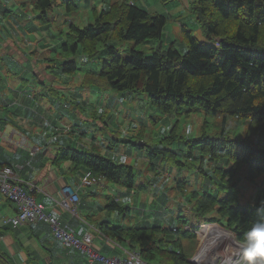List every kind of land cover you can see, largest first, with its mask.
<instances>
[{"label":"trees","instance_id":"obj_1","mask_svg":"<svg viewBox=\"0 0 264 264\" xmlns=\"http://www.w3.org/2000/svg\"><path fill=\"white\" fill-rule=\"evenodd\" d=\"M65 2L69 9L77 8L74 0ZM31 3L34 11L39 13L41 9L36 20L48 23L47 12L54 6L52 0H36V3L33 0ZM191 5V13L198 25L208 37L217 38L216 45L198 41L187 29L184 52L173 44L164 46L165 16L151 14L137 7L132 0H104L100 10L91 7L93 17L90 23L84 27L72 23L68 33L60 37L59 51L66 56V61L55 62L52 68L59 70L58 67H62L64 73L59 70L60 74L74 75L80 68L77 61L70 57L78 56L85 60L87 57L89 61L99 59L102 61L100 71H89V74L98 77V82L92 83L90 88L144 92L150 106L163 115L176 117L186 107V113L197 109L223 118V127H227L230 120L248 123L246 136L241 139L230 136L224 128L219 133L203 134L192 141L200 147L204 156L201 164L207 157L208 162L219 168L212 169L214 177L208 178L217 182V187L213 186L215 191L207 192L206 187H200L203 196L192 192L190 201L201 202L194 209L190 208L197 217L205 219L204 224L218 223L231 230L237 240H242L253 222L264 219V188L254 204L247 205L241 203L243 194L236 187L237 182L231 180L229 187L224 182L227 177L237 174L241 166H247L251 179L264 176V0H193ZM223 21H226V27L221 25ZM228 23L235 26L229 27ZM123 42L135 43L130 58L117 51V45ZM151 42L158 45L151 49L150 54L137 48V45ZM55 92L58 93L57 90ZM27 97L33 98L29 93ZM58 102L67 109L66 101L59 99ZM254 135L263 137L255 140L252 139ZM72 142L79 144L77 139ZM141 142V148H145L144 138ZM106 153L118 159L90 152L87 148L80 150L70 146L57 151L55 162L71 163V171L75 174L79 171H84L82 174L91 172L102 181L93 188L110 182L128 192L133 190L136 179L134 167L121 162L123 158L119 154L114 155L110 146H107ZM189 156V160L196 161L191 152ZM202 173L205 178L208 176L206 171ZM148 186L146 183L147 189ZM83 190L79 191V199ZM125 196L122 192V198ZM109 202L108 208L115 207L119 209V214L125 215L126 208L119 205V200ZM258 209H261L259 214ZM177 221L178 225L170 230L158 226L112 227L109 221H105L98 231L122 247L138 250L146 264H190L191 251L184 248L182 240L188 239L183 238L187 234L194 237L188 232L195 230L181 215ZM159 234L171 235L166 240L169 244L166 250L157 242ZM81 255L88 262L87 257Z\"/></svg>","mask_w":264,"mask_h":264},{"label":"rangeland","instance_id":"obj_2","mask_svg":"<svg viewBox=\"0 0 264 264\" xmlns=\"http://www.w3.org/2000/svg\"><path fill=\"white\" fill-rule=\"evenodd\" d=\"M18 1L28 2L25 10L27 11L26 13L29 20L32 23L35 21L40 24L45 30L50 26L55 34V40L53 43L51 42V31L49 36L47 32H44V38L42 40H40L41 37L37 32H33L31 33L33 41H28L24 37H21V35L14 39V42H16L15 45H17V47H14L18 48L14 51L7 45L6 41L0 45V47H2L0 49V96L7 94L8 89L1 88L2 84L8 82L11 89L23 92L24 97H26L28 93L30 96L37 95L40 100H43L42 105L47 106L55 99L52 90L56 91L61 89L60 99H66L64 101H66L69 108L63 109L68 113V116L74 109L73 105L76 102L81 103L84 107L81 105L77 106V108H79L78 110L81 111V114H79L81 125L76 121L66 125L67 128L72 130L71 133H69V129H65L64 127H62V131L65 132L61 133V131L55 130L54 125H49V129H46L48 126L43 128L42 125L38 124L42 129L40 130L36 127V130L41 131V136L47 139L48 142H51L52 138L54 140L52 143L55 144L62 145L68 142H62V138L54 139V136L50 135V133L58 134L57 136L62 135L66 139H79L80 141L78 143L83 146H95V150L87 148L88 151L101 153L104 156L113 158V154L106 153L107 146H110L111 150L114 151V155L119 154V156L123 158V163L130 164L134 167L136 174L135 187L138 188L140 184L147 183L151 188L149 189L150 192L155 188H158V190H160L159 192H164L165 195L161 197H159L158 193L156 194V205L161 206V203H164V205L168 207L166 215L168 218L172 217L174 223H176L177 217L181 215V218L187 221L188 225L194 227L195 233L188 232L189 234H193L194 237L187 234L183 238L188 239L182 240L184 248L191 251V256L188 259L189 262L191 259H194V264H197L195 258L201 252L204 236L210 231L211 233L216 231H228L232 235V238H234V241L237 242L238 240L231 230L218 223L204 224L205 219L197 217L196 213L190 208V206H192L194 209L199 206L201 202L199 199L198 203L197 200L194 202L190 201L191 194L193 193L203 196L204 193L201 192L199 189L200 187H206L207 192L215 191L217 182H212L208 180V178L214 177L211 172L212 169L217 170L219 168L208 162L207 157L205 158V162L201 164V159L204 156L200 153V147L196 143L192 144V141L198 139L203 134L213 135L219 133L223 131L224 128L228 130L227 133L230 136L233 135V137L241 139L246 136L248 123L230 120L227 127H223V118H217L210 114L208 115L197 109L193 110V113H186V107L183 108L182 114H177L176 117L163 115L158 109L150 106L149 98L144 92L128 93L114 90L107 91L106 89L100 91L99 89L90 88L92 83L98 82V77L89 74V71H100L102 61L99 59L89 61L87 57L85 60L83 57L79 58L78 56H72L70 58L77 61L80 70L74 75H68L66 73V75L60 74L59 70L63 72L62 67H58L59 70L52 68L53 66L55 67V62L62 63L66 61V56L59 51L60 37L68 33L70 24L72 23L81 27L90 23L93 17L92 11L90 10L91 7H97L100 10L104 0H74L77 8L70 7V9L65 0H52L54 6L47 12V17L49 19L48 23L36 20L37 15L41 13V9H39V13L33 10V4L31 3L33 0ZM34 1L36 3V0ZM107 1L114 2L117 0ZM132 1L136 3L137 7L151 14L162 15L167 18V26L164 33L165 37L163 39L164 46L173 44L179 51L184 52L187 47L185 37V30L187 29L200 42L216 45L218 41L217 38L213 36L208 37V34L198 25L195 16L191 13V4L193 0ZM0 4H3V0H0ZM11 4L10 2L9 5L11 6ZM14 11L7 13V15H9V17H14L16 15V11ZM221 25L226 27V21L221 22ZM227 25H229V27L235 26L233 23H228ZM9 36L10 34L8 32H2L0 30V41L2 38L6 39ZM48 39L50 40V44H46L48 47L45 46L41 48L40 45L47 43ZM157 45L158 44L155 42H151L145 45H137V48L150 54L151 49L156 48ZM134 46L135 43L123 42L117 45L116 48L122 56L130 58L131 50ZM8 47L9 50L7 51ZM20 49L27 54L26 64H24L23 58L18 54V52L21 53ZM30 52H32L33 55H30ZM85 54L86 53H84V55ZM12 56L15 60H12ZM38 60L39 62H37ZM32 82L44 85H32ZM46 91H50L51 93L46 95ZM73 91L78 92L82 100L78 101L74 98H70L69 92L73 94ZM30 100L32 99L30 98ZM18 107L23 113H32V110H34L30 102L10 104L9 109L11 110V108L14 109ZM43 108L44 110L41 112L42 116L47 113L44 106ZM65 111L64 113H66ZM62 113V111L54 110L53 116L55 114H60V117L65 121V116ZM31 116L28 119L21 120L24 124L26 123L25 121H27V127L33 120ZM19 117L23 116L19 114ZM24 118L27 117L25 116ZM10 119L14 120L13 116H10ZM38 119H41V117L39 116ZM44 121L46 120L42 119V124H45ZM74 124L75 127H73ZM29 126V133H33V136H35L33 132L35 126ZM3 128L4 130L1 132L2 137H0V146L7 150V152H13L14 145H16L18 149L23 150L20 151L19 154L24 157L23 161H26V150L22 149V139L25 138L23 137L25 136L23 134L24 130L19 128V132L13 134L11 137L13 129L10 126H5ZM84 136H86V138ZM168 136L171 138L166 139ZM259 137L262 138L263 135H254L252 139L257 140ZM142 138H144V142H146L145 148L139 147V144L143 143L141 142ZM94 139L96 142L93 141ZM127 142H130V144ZM29 144L32 146L36 145L33 144L32 141H29ZM79 144L72 142V147H75V145L79 147ZM190 152L195 156L196 161L193 162L189 160ZM27 154H29L28 151ZM29 158L32 160L30 154ZM149 160H152V162ZM246 169L247 166H241L237 174L232 175L230 178L227 177L224 183L229 187V185L232 184L231 180L233 183L237 182L238 185L236 187L242 190L243 194L241 203L252 205L258 197V193L264 188V176L261 175L255 179H251ZM201 170L207 172L208 176L206 178ZM213 186L215 188H213ZM101 189L105 193L98 196L100 204L106 205L109 201L117 199L120 201L119 205L126 208L127 205L122 200V192H128L126 189L116 187L110 182H104ZM109 195H112L111 199H108ZM143 196L148 197L149 194H144ZM160 198L163 199L159 200ZM130 203L135 205H131L132 209L129 213L125 211V216L119 214V209L114 207L109 211L105 210V213L94 211L95 217L100 221L109 217L113 225L133 226L132 220L134 219H132V217L140 214V210L136 207L137 202H134L133 198L130 199ZM162 215L165 216V214ZM118 218L120 219L118 220ZM163 224L167 227L173 226L168 221ZM139 225L143 224H135L134 226ZM182 226L183 225L180 227ZM201 233H203L202 236ZM159 236L160 240H157V242H159V245L164 246L165 249L168 243L166 240H168L171 235H168V237L165 236V234H159ZM111 246L114 247L112 244ZM232 250V257H228L227 260L219 259L216 264H241L239 259L240 249L235 246ZM235 250L237 252H235Z\"/></svg>","mask_w":264,"mask_h":264},{"label":"crops","instance_id":"obj_3","mask_svg":"<svg viewBox=\"0 0 264 264\" xmlns=\"http://www.w3.org/2000/svg\"><path fill=\"white\" fill-rule=\"evenodd\" d=\"M10 2L12 3L11 6L9 5ZM26 5H28V2H19L18 0H3V4H0V24H2L0 25V30L2 32L6 31L10 34V36L6 39L2 38L0 45L6 41L7 45L12 48V51L18 49L14 47H17V45H15L16 42H14V39L18 38L19 35L28 41H33L31 38V33L37 32L41 37L40 40H42L44 38L43 33L47 32V35L49 36L51 31V42L53 43L55 40V34L51 30L50 26L47 30H45V28L41 27L40 24L36 23L35 21L32 23L29 20L26 13L27 11L25 10ZM14 10L16 11V15L14 17H9L7 13ZM46 44H50L49 39L47 40V43L41 44L40 47L42 48ZM9 47L7 48V51L9 50ZM1 48L2 47H0V49ZM20 52L21 53L18 52V54L21 58H23L24 64H26L27 54L21 49ZM30 55H33L32 52H30ZM12 60H15L14 57ZM37 62H39V60ZM35 84H40L41 86L44 85L41 83L32 82V85ZM5 88L8 89L7 94L0 96V137H2L1 132H3V127L5 126H10L13 129L11 137L13 134L19 132V128H22L24 130L23 134L25 135L23 137L26 138L27 145L32 146L29 144V141H32L33 144H36L34 145L35 147H40L42 150L38 152L36 156L32 158V160H30L27 150L22 148L26 150V152H24L27 155V160L23 161L24 157L20 156L19 154L20 151L23 150L18 149L16 145H14V150L12 149L13 152H7V150L0 146V166L10 164L12 166L19 167L18 171L21 180L30 182L36 187V190L33 193L36 201L45 207L47 213H52L53 215L59 217L65 224L71 226L74 229L77 237L82 238L86 234L91 235L96 245L101 249L103 255L108 257H122L123 250L116 249L111 245L104 246V238H101L97 232L99 230L98 228H100V225L103 222H112L109 217H106L104 220L100 221L95 217L94 214V211L98 213H105L106 211L111 210V208H108L110 202L106 205H102L98 201V196L105 193L102 191L101 187L88 188L81 192L80 200L77 205V217H73V215L67 209L63 208L59 204L66 199L62 193V190H65L69 187L77 188L80 184L81 177L83 175L82 173L84 172L79 171L77 174H75V172L71 171L73 168L71 163L66 162L63 164H57L55 162L57 151L60 148H67L70 146L72 147V141H74V139H66L62 135L57 136L58 134L50 133V135L54 136V139L62 138V142L68 141L67 143L59 145L52 143V141H54L53 138L51 142H48L47 139L41 136L42 132L36 130V127L40 130L42 129L40 128L41 126L38 125L40 124L43 126V128L48 126L46 129H49V125H54V127L58 129V131H61V133L65 132L62 131V127L66 128V125L73 121L81 122L79 121V114H81V111L78 110L79 108H77V106L83 105L79 102H76L73 105V111L68 116V113L58 102L60 99L61 89L57 90L58 93L52 90L55 95V99L47 106L42 105L43 100H40L37 95H33V98H31L32 100L28 99V97L25 98L23 92L17 91L16 89H11L8 82L2 84L1 89ZM73 92V94L69 92L70 98H74L78 101L82 100L80 99L81 97L78 92ZM50 93V91H46L47 95ZM23 102L31 103V106L34 108L32 113H23L19 107L14 109L11 108V110L9 109L10 104H21ZM43 106L47 112L44 116L41 115V112L44 110ZM54 110L62 111V114L65 116V121H63L62 117H60V114H55L53 116ZM64 111L66 113H64ZM19 114H21L23 117H19ZM10 116H13L15 122L13 119H10ZM25 116L27 118H24ZM30 116L33 118V120L29 125L35 126L33 130L35 136H33V133H29L30 126L28 125L27 127V121H25V124L23 121H21L23 119H28ZM39 116L41 119H38ZM42 119L46 120L44 121L45 124H42ZM84 137L86 138V136ZM77 140L80 141L79 139ZM93 141L96 142L95 139ZM74 148H78L80 150H85V148L95 150V146L86 147L82 144H80L79 147ZM113 158L116 160L118 159L115 156H113ZM145 185L146 183H143L140 184L138 188L135 187L128 193L123 192V195H126L124 198H122L123 202L127 205L126 212L129 213V211L132 209L131 205H135L130 203L131 198H133L134 202H137L136 207H138L140 210V214L132 217V219H134L132 220L133 226L129 227L137 228L145 226H158L163 230H170L171 228H174V226L176 227L178 225V221L176 220V223H174V221H172V217L168 218L166 215L168 207H166L164 203H161V206L156 205V194L158 193L159 197H161L165 195L164 192H159L160 190H158V188H155L152 192H150V186H148L147 189ZM144 194H149V196L144 197ZM111 196L112 195H109L108 199H111ZM161 199L163 198H160L159 200ZM113 200L118 201L117 199ZM0 213V264H91L87 262L86 259L76 249L69 248L56 241L51 228L45 223L23 224L19 227H14L10 223V219L16 216V207L12 202H9L8 200L1 197ZM162 214H165V216ZM119 219L120 218H118V220ZM166 221L171 223L173 226L167 227L165 224H163ZM140 223L143 225L134 226L135 224ZM112 225L113 224L111 223V226ZM113 226L121 225L116 224ZM123 247L125 246L123 245Z\"/></svg>","mask_w":264,"mask_h":264},{"label":"built area","instance_id":"obj_4","mask_svg":"<svg viewBox=\"0 0 264 264\" xmlns=\"http://www.w3.org/2000/svg\"><path fill=\"white\" fill-rule=\"evenodd\" d=\"M65 107L68 108V106ZM65 129L69 128L66 127ZM55 130L58 129L55 128ZM22 146L29 152L32 158L42 150L40 147L27 145L25 138L22 139ZM18 169L19 167L10 164L0 166V197L12 202L16 207V216L10 219V223L14 227H19L23 224L45 223L51 228L56 241L62 243L64 246L76 249L86 256L88 262L91 264H146L138 250L129 247L125 249L114 240L104 236L100 231L97 232L99 236L104 238L106 245L112 244L116 249L123 250L122 257L103 255L91 235L86 234L82 238L77 237L71 226L65 224L52 213H47L45 207L36 201L33 196L36 187L30 182L21 180ZM99 184H101L99 179L91 172H86L82 175L78 188L69 187L62 190L66 199L59 204L67 209L73 217H77V205L80 200L79 191L93 188Z\"/></svg>","mask_w":264,"mask_h":264},{"label":"bare ground","instance_id":"obj_5","mask_svg":"<svg viewBox=\"0 0 264 264\" xmlns=\"http://www.w3.org/2000/svg\"><path fill=\"white\" fill-rule=\"evenodd\" d=\"M235 246L236 242L234 238H232L230 232L216 231L211 233L210 231L204 236L201 252L197 255L195 260L198 264H216L219 259L227 260L228 257H232V248ZM235 252L237 251L235 250Z\"/></svg>","mask_w":264,"mask_h":264},{"label":"clouds","instance_id":"obj_6","mask_svg":"<svg viewBox=\"0 0 264 264\" xmlns=\"http://www.w3.org/2000/svg\"><path fill=\"white\" fill-rule=\"evenodd\" d=\"M260 211L257 210L258 214ZM236 246L240 249L241 264H264V219L253 222Z\"/></svg>","mask_w":264,"mask_h":264},{"label":"water","instance_id":"obj_7","mask_svg":"<svg viewBox=\"0 0 264 264\" xmlns=\"http://www.w3.org/2000/svg\"><path fill=\"white\" fill-rule=\"evenodd\" d=\"M139 146H140V147L143 146V143H140ZM190 263H191V264H194V263H195V262H194V259H191V260H190Z\"/></svg>","mask_w":264,"mask_h":264}]
</instances>
